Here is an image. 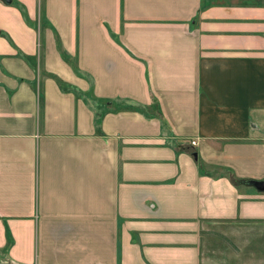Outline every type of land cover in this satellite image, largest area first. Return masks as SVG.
I'll return each instance as SVG.
<instances>
[{
  "label": "crops",
  "instance_id": "1",
  "mask_svg": "<svg viewBox=\"0 0 264 264\" xmlns=\"http://www.w3.org/2000/svg\"><path fill=\"white\" fill-rule=\"evenodd\" d=\"M20 2L37 23L0 25V264H264V192L243 189L264 178V0Z\"/></svg>",
  "mask_w": 264,
  "mask_h": 264
},
{
  "label": "rangeland",
  "instance_id": "2",
  "mask_svg": "<svg viewBox=\"0 0 264 264\" xmlns=\"http://www.w3.org/2000/svg\"><path fill=\"white\" fill-rule=\"evenodd\" d=\"M20 1L21 0H9V2L7 4L3 3V2L0 3V25H1V23H3L5 21V19H7V15L9 16L11 14L10 12H6L5 8H7L9 10H12V11L15 10L16 12H18L22 21L24 23H27L29 25V27H33L35 29L37 19L35 18L34 15H31L26 11L25 3L23 5ZM38 20H39L40 27L43 26L44 22H43V17H42L41 12L39 14ZM0 39H5L10 43V39H9V37H7L6 30H4V28L0 30ZM243 189L248 190L249 192H253V194L257 191L251 185H249L247 188L243 187ZM257 192H259V191H257ZM261 193L262 192H259V194H261ZM262 194H264V193H262ZM262 210L264 211V209H262ZM217 234H218V239L221 241V243H223L227 246H230L233 249H235L237 246H239V244L250 245L251 236L245 230H243V233L241 234V233H239V230L235 231L233 228L232 229L229 228V229H226L225 235H220L219 233H217ZM249 259H250L249 253L244 252L243 260L239 259V262H236V263L230 262L228 264H248L246 262V260H249Z\"/></svg>",
  "mask_w": 264,
  "mask_h": 264
},
{
  "label": "water",
  "instance_id": "3",
  "mask_svg": "<svg viewBox=\"0 0 264 264\" xmlns=\"http://www.w3.org/2000/svg\"><path fill=\"white\" fill-rule=\"evenodd\" d=\"M4 2H9V0H4ZM245 184L253 186L256 190L264 192V178L263 179H248L244 181Z\"/></svg>",
  "mask_w": 264,
  "mask_h": 264
},
{
  "label": "trees",
  "instance_id": "4",
  "mask_svg": "<svg viewBox=\"0 0 264 264\" xmlns=\"http://www.w3.org/2000/svg\"><path fill=\"white\" fill-rule=\"evenodd\" d=\"M60 55L62 56V58L67 60L68 56L61 50H60ZM53 79L56 81V83L60 87V89L67 90L69 88L64 82L60 81L58 78L53 77ZM96 121H97V119H96Z\"/></svg>",
  "mask_w": 264,
  "mask_h": 264
},
{
  "label": "built area",
  "instance_id": "5",
  "mask_svg": "<svg viewBox=\"0 0 264 264\" xmlns=\"http://www.w3.org/2000/svg\"><path fill=\"white\" fill-rule=\"evenodd\" d=\"M189 143H190V145H194L195 141L194 140H190Z\"/></svg>",
  "mask_w": 264,
  "mask_h": 264
}]
</instances>
